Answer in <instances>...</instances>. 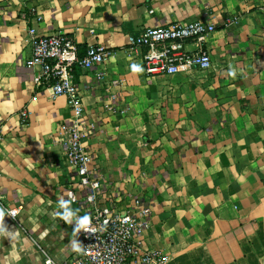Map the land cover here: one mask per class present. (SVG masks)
Wrapping results in <instances>:
<instances>
[{"label":"crops","instance_id":"crops-1","mask_svg":"<svg viewBox=\"0 0 264 264\" xmlns=\"http://www.w3.org/2000/svg\"><path fill=\"white\" fill-rule=\"evenodd\" d=\"M193 20L216 26L187 43L212 66L148 76L129 36ZM32 29L72 37L80 56L111 51L73 78L103 205L150 204L141 240L168 264H264V0H0V264L65 261L89 209L64 148L68 98L38 88L41 66L27 64Z\"/></svg>","mask_w":264,"mask_h":264},{"label":"built area","instance_id":"built-area-1","mask_svg":"<svg viewBox=\"0 0 264 264\" xmlns=\"http://www.w3.org/2000/svg\"><path fill=\"white\" fill-rule=\"evenodd\" d=\"M215 30L214 24L203 20L148 26L139 34L129 36V48L147 49L144 68L148 76L175 74L188 64L207 70L212 66L210 54L207 51L190 53L187 43ZM31 35L33 54L27 64L41 66L36 86H50L55 96L68 98L72 119L62 128L67 135L64 148L68 164L76 170L77 186L85 194L84 203L89 205L87 223L84 222L78 230L80 244L76 251L63 262L47 256L44 264H168V254L146 247L141 240L152 206L141 198L135 201L136 212H119L113 203L103 205L99 198L100 182L90 170L94 154L86 140L91 128L87 125L82 93L73 79L74 69L80 66L92 70L103 65L110 58L111 51L96 45L80 56L77 42L66 34L41 35L32 29ZM22 116L24 123H28L30 113L24 110ZM2 135L0 131V137ZM77 194L74 189L68 191L67 196L75 201L78 200ZM22 208H9L7 213L14 219Z\"/></svg>","mask_w":264,"mask_h":264},{"label":"clouds","instance_id":"clouds-1","mask_svg":"<svg viewBox=\"0 0 264 264\" xmlns=\"http://www.w3.org/2000/svg\"><path fill=\"white\" fill-rule=\"evenodd\" d=\"M131 67H132V71H134V72L142 71V68H140L139 65H132ZM63 206H66V205L64 204V202H61V207H63ZM10 215H15V213H10ZM84 222L87 223L86 217L84 218Z\"/></svg>","mask_w":264,"mask_h":264}]
</instances>
